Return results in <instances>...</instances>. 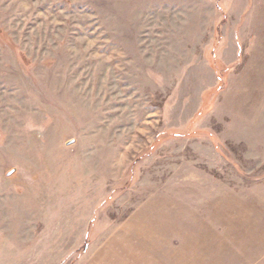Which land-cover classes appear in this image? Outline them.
Returning <instances> with one entry per match:
<instances>
[{
  "label": "rangeland",
  "instance_id": "1",
  "mask_svg": "<svg viewBox=\"0 0 264 264\" xmlns=\"http://www.w3.org/2000/svg\"><path fill=\"white\" fill-rule=\"evenodd\" d=\"M0 264H264V0H0Z\"/></svg>",
  "mask_w": 264,
  "mask_h": 264
}]
</instances>
